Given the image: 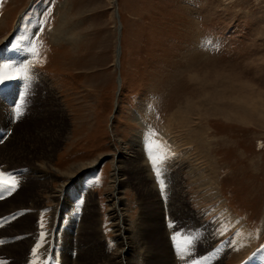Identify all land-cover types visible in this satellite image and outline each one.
<instances>
[{"label": "rangeland", "instance_id": "374dc122", "mask_svg": "<svg viewBox=\"0 0 264 264\" xmlns=\"http://www.w3.org/2000/svg\"><path fill=\"white\" fill-rule=\"evenodd\" d=\"M0 69L31 77L0 86L19 107L11 119L0 111V126L15 124L1 151L26 147L17 170L40 164L52 177H0L1 209L42 200L39 214L1 219L2 233L49 232L51 192L65 185L52 250L66 257L64 230L76 244L84 223L85 240L97 229L102 251H115L119 158L137 264H264V0H0ZM38 126L57 138L34 137ZM5 245L0 257L23 248ZM33 249L27 241L22 264Z\"/></svg>", "mask_w": 264, "mask_h": 264}, {"label": "bare ground", "instance_id": "6f19581e", "mask_svg": "<svg viewBox=\"0 0 264 264\" xmlns=\"http://www.w3.org/2000/svg\"><path fill=\"white\" fill-rule=\"evenodd\" d=\"M116 16H117V14H116ZM117 18L119 19V17H117ZM20 23H21V20L19 19L18 23H17V26L20 25ZM120 42H121V24L119 23V26H118V47H117V55H116L117 56L116 57V61H117V65L116 66L117 67L120 65V57H121V44H120ZM25 60H26V58L23 56L20 61H22V64L24 62V64H23L24 71H27V73L29 74L28 64L27 63L25 64ZM13 67H15V66H13ZM0 73H1V69H0ZM29 76H30V74H29ZM28 78L30 79L31 77H28ZM119 81H120V79H119ZM9 101H11L13 104H10ZM0 103L2 105L1 108H0V111H2L3 109L5 110V111H3L1 116L5 117L7 115L8 119L9 118L11 119V118H14V117L18 116L19 107L16 109V106H14L17 103V101H14L12 99L11 100H6V99L2 100V99H0ZM11 109H13V111H14L13 114L9 113V110H11ZM38 109L35 112H39L40 110H38ZM0 119H1V117H0ZM13 121L14 120H12L11 123H9V125H10L9 126V130H6L3 124L0 126V134L4 133L3 137H8L6 134H10V136L7 139H5V142H7L8 140H12L15 137L14 132H11V130L14 131V129H15V124H13L14 123ZM35 133H36V136H34V137H36V138H41V140L42 139L45 140L46 138H48V139L51 138V141H54L57 138V134L59 133V131L55 129L54 131L51 132V136H49L47 134V131L44 128L38 126L35 129ZM32 134H34V133H32ZM42 142H39V143H42ZM46 144L48 146H51V148L53 149L54 144L51 145L49 140H48V142ZM24 146H25V144H24ZM1 149L2 148L0 146V177H4L5 179H7L8 180L7 183L14 181L16 183H20L21 184L24 181L23 177L26 178L28 176L32 177L36 181L39 180L38 182H40V180H42V179H46V177H51L50 175L49 176L45 175L44 171H43L44 173L41 171V169L39 168L40 164L37 165L38 168H37V166H35L36 167L35 168L32 165L31 167H27L26 166L27 170L26 169L23 170V167H21L22 169L17 170V168H16L17 164H16L15 161H17V158L19 156H21L22 154H25V153L28 152L27 151L28 149H26V147H25V149L23 147H20V148H17L16 150H12L11 149V150H8V151H6V150L1 151ZM45 158L48 159V163L46 164V166H44L43 164H42V166L48 168V170L50 171L49 168L52 167V165H51V155L48 154ZM120 161L121 160H119V158H118V160L114 164L115 171H114V174H113L114 175L113 181L115 182L114 183V185H115L114 187H115V191H116V196L114 197V203H113L114 207L112 208V210H113L112 211V215L114 217V219H112V220L115 221V226L117 227L116 231H118L116 234H118V240H120V243L117 242V244H119L118 249H116L115 251L108 250V249H106L105 252L102 251L101 247H103V249L107 248V247L103 246L104 243L102 242V240L97 235L98 234V230L97 229L94 230L92 232V234H88L89 235V239L85 240L83 238L86 235L84 233L85 229L82 226L84 224L83 223V224L79 225L80 226V228L78 229L79 241L76 244L73 243L74 241L72 242V239H71V233H70L71 231L70 230H72V228L67 227L64 230V238H63V240H61V241H63V243H59L58 246H60V247L62 246V251L65 253L64 255H66V257L62 258V257H58L57 256L58 252L57 253L54 252V251H56V248L54 249V251L52 250V247H53V237H52V235L55 233L54 232V226L57 223V220H60L61 216H63V214L62 215L60 214L61 211L62 212L64 211V207L63 208L60 207L61 199L64 198L63 205L66 202L69 203V201L66 200L65 195L63 193L64 192V190H63L64 188L63 187L65 186L64 185L62 188H60L58 190L56 189V190L51 192L52 196L54 198H56V200H59V201L56 204L57 207L53 211V215H52V219H51V226L52 227H51L49 232H46V234L42 233L41 232L42 230L41 231H37L38 229L34 233H31V231H29V230H27V231L12 230V231H10L8 233H2L1 231L4 228L3 227L4 223L0 224V249H2V245H4V244L9 245L11 243L15 244V245L17 243L18 244H22V246H23V248L20 249V250H19L18 247H15V249H16L15 253L11 252L5 257H0V264H22L21 260H20V255L22 254V252L24 250V246H25L27 241H32L33 244H34V249H33L32 253H31V255L28 256V263L27 264H50V263H53V262H56L57 264H71L72 261H73L74 264H87L88 257L85 256V253H87V252H90L91 254H93V256H94V258H96L97 262L98 261H101L102 263L103 262H107L108 264H137L136 263L137 260L133 259V255H134V252H135V250L133 248H135V246L132 244L131 238H132V240L134 238L132 237V235L127 234V231L129 230V228H127V226H126V220H125V217H124L125 213L123 212L124 200H123V198L121 196H119V191H120L119 185H120V183L119 182L117 183V179H118L117 178V176H118L117 173H119L120 168H121V166L119 164ZM82 167H80L79 170H81ZM131 168H132V166H131ZM93 169H94V164H91V165L88 166L87 169H83V171L84 172L86 171L88 173V172L93 171ZM47 174H49V172ZM68 176L70 178L76 177L75 174H73V173H69ZM51 178H49V179L51 180ZM85 181H87L86 178L84 179V182ZM118 181L121 182V179H118ZM1 184H3V183H1ZM117 184H118V186H117ZM6 185H8V184H6ZM13 185H12V188H13ZM13 196H15V195H13ZM30 198L31 199L29 200L30 201L29 204L20 205V207H17L18 205L13 204V203L11 205H8L9 207L8 206L2 207V209H4V211H2V213H1L2 215H0L1 216L0 220L4 219V218L7 219L5 221L10 220L11 218H13V213H15V211H18V215H27V216L31 215L32 216L34 214L35 215L39 214L40 210L38 209V207L42 204V200H41L40 195H38V196L37 195H32ZM0 199H1L0 205H2L5 202V200L2 201V198H0ZM167 199H168V196H167ZM180 201H183V200H180ZM166 202L168 203V201H166ZM177 204H180V203H177ZM0 209H1V207H0ZM84 212H85V207H84ZM182 212H183V210H182ZM74 213L77 214L76 212H74ZM141 236H142V233H141ZM86 239H87V237H86ZM63 247H64V250H63ZM73 249H75L77 251L75 259L73 258L74 257L73 256V251H72ZM163 251H165V249H163ZM4 259H6V262L4 261ZM145 260H146V257H145ZM93 261H95V259H93Z\"/></svg>", "mask_w": 264, "mask_h": 264}, {"label": "snow or ice", "instance_id": "6c2138e0", "mask_svg": "<svg viewBox=\"0 0 264 264\" xmlns=\"http://www.w3.org/2000/svg\"><path fill=\"white\" fill-rule=\"evenodd\" d=\"M27 51L32 52L34 50L31 49V48H29V49H27ZM10 79H22V80H24V82H25L26 85L28 84V78H27L26 73H22L21 76L0 79V86H2L3 84H5L6 82H8V80H10ZM153 162L155 163V161H153Z\"/></svg>", "mask_w": 264, "mask_h": 264}, {"label": "water", "instance_id": "95a60500", "mask_svg": "<svg viewBox=\"0 0 264 264\" xmlns=\"http://www.w3.org/2000/svg\"><path fill=\"white\" fill-rule=\"evenodd\" d=\"M116 14H117V17H119V14H118V10H117V8H116ZM119 79H120V77H119Z\"/></svg>", "mask_w": 264, "mask_h": 264}]
</instances>
